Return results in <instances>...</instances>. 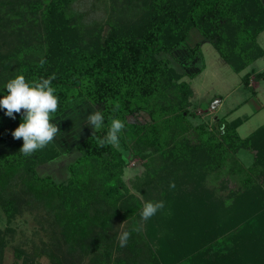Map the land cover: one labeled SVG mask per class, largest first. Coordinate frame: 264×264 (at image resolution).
<instances>
[{"label":"trees","instance_id":"trees-1","mask_svg":"<svg viewBox=\"0 0 264 264\" xmlns=\"http://www.w3.org/2000/svg\"><path fill=\"white\" fill-rule=\"evenodd\" d=\"M76 2L0 0V99L7 94V82L19 74L30 82L55 74L52 86L59 97L56 117L79 104L86 112L83 119L91 114L84 108H90L92 113L100 110L104 115L100 131L94 133L91 128L72 146L80 153L67 164L69 175L63 182L38 173L37 166L72 147L61 149L55 140L30 156L23 155L19 152L23 139L12 135L23 114L17 113L13 119L0 108V145L11 146L10 150L0 151V211L7 222L24 211L32 213L38 225L36 231L43 234L38 245L31 243L29 253L16 249L18 257L24 256L22 264H35L42 255L51 264H80L86 255L89 264H174L177 261L174 248L167 247L169 253H157L141 230L132 231L139 225L135 217L137 208L130 202L134 197L123 187L122 176L128 162L117 148L100 147L97 137L106 135L111 118L125 122L120 144L132 157H141L147 166L148 192L141 186L145 203L165 202L156 215L163 214L169 229L178 231L180 235L176 236L184 241L182 248L189 249L191 243L186 241L192 233L198 235L200 229L204 230V223L199 227L197 224L205 210L214 209V217L228 215L216 204L205 205L202 199H210L213 190L206 186L204 176L215 171L228 175L239 172L242 168L230 150L234 153L240 147L253 146L257 138L264 136V123L245 137L238 134L237 127L246 116L220 121V139L212 137L208 130L201 132L199 145L204 160L198 163L197 173L190 179L197 180L193 185L202 191L200 197L183 192L189 186L184 171L192 158L188 153L192 156L193 152L188 151V143L182 137L190 125L187 109L192 95L190 83L183 77L192 75L174 67L177 62L173 51L183 47L195 30L201 39L189 46L188 57L196 58L201 43L208 40L235 71H241L264 55L257 42L258 34L264 30V0H133L138 4L134 7L138 8L134 23L119 29L109 23L110 31L101 40L80 24L82 13L75 9ZM145 2L147 5H142ZM41 60L45 61L43 65ZM251 79L264 80V68L253 76L246 72L241 77L249 89ZM116 104L120 108L114 112ZM142 113L149 119H136ZM179 144V157L168 162V149ZM194 144L190 145L198 147ZM257 154L261 156L257 165L264 174V152ZM231 157L235 161L233 170L226 166ZM251 172L243 173L242 182L248 193L242 206L249 222L256 219L255 226L261 225L264 232V195L258 186L251 187L254 180ZM173 181L175 188H170ZM191 199L197 201L195 205H188L187 200ZM199 203L202 205L196 209ZM193 214L195 218L190 216ZM231 214L237 215L234 211ZM116 218L127 220L121 232H131L123 248L119 246V234L111 233ZM165 234L166 231L160 232V237ZM4 240L0 234V264ZM259 254L253 251L249 257L253 261L247 260V264H264Z\"/></svg>","mask_w":264,"mask_h":264},{"label":"rangeland","instance_id":"rangeland-1","mask_svg":"<svg viewBox=\"0 0 264 264\" xmlns=\"http://www.w3.org/2000/svg\"><path fill=\"white\" fill-rule=\"evenodd\" d=\"M146 3L142 5H147ZM137 5L133 0H77L74 7L82 13L80 24L84 30L91 31V33L99 36L101 40L110 31L109 23L115 25V29L124 28L128 24L134 23L137 19L138 8L135 9ZM199 39L201 37L198 32L192 30L183 47L173 51V57L177 62L173 64L179 72L184 70L189 75H192L190 77L187 75L183 77L184 80L190 83L192 95L189 98L187 109L189 112L187 118L190 125L182 137L188 143L189 148L188 146L186 147L188 151L189 149L193 151L192 156H190L188 151L186 152V154L188 153V157L192 158L187 162L185 170L183 169L186 171L187 182H189V186H186L183 192L200 197L201 188L193 185L197 180L190 179L191 176L196 175L198 163L204 160L202 147L199 145L202 136L200 133L208 130L212 133V137L220 139L222 132L220 121L229 122L235 118L246 116V120L237 127L238 134L241 137H245L264 123V80L256 81L251 79V89L245 87L241 81V77L246 72H250L251 76H253L264 68V55L237 72L221 57L220 53L208 40H204L201 43L200 53L196 58L192 59L188 57L187 51L189 46L191 47ZM257 42L264 50V30L258 34ZM217 98L220 100L218 103H216ZM90 105L94 107L92 104ZM84 109L92 113L90 108ZM85 113V110H82V106L79 104L76 107L73 106L63 116L53 118V122L58 124L61 131V134L56 138L61 149L65 150L74 146L83 135L91 130L92 126L87 123L89 114L86 119H83L85 118ZM136 119L145 121L149 118L146 113H142ZM85 127V132L82 133L81 129ZM193 143L197 144L198 147L195 148L190 145ZM180 145H176L175 149H168V156H166L168 162L173 157H179L181 151L177 152V149ZM252 145L248 148L240 147L234 153L230 150V155L235 157V161L242 168L239 172L234 174L233 171L232 174L228 175L222 171H215L206 177L204 176L206 186L213 190V193H210L213 195L210 199H202L205 205H207L206 202L208 204L210 202L211 205L216 204L220 206L222 211H227L228 215L223 216L220 214L214 217V209L208 208L205 210L201 220L197 224L199 227L204 223V230L200 229L198 235L192 233L191 237H189L190 239L186 241V243H191L190 248L187 249L185 247L182 248L183 244L181 243H184V241H181V238L176 236L179 234L178 231L170 230L168 223L164 222L162 218L163 214L155 215L147 221L141 219V211L145 204L141 186L143 187V191L146 190L148 192L149 190L148 187H145V181L149 178L146 172L147 166L141 157H132L130 152L120 144L117 149L120 150L128 162L123 171V187L134 197L130 202L137 208L135 217L138 225L141 226L142 233L145 234L148 245L154 249L156 248L157 253H169L171 250L168 248H174L173 256L177 260H174V264H247L249 260L253 261L249 258L253 251L260 253L259 257L264 259V232L262 227L261 225L260 228L255 226L256 219L249 222V215L242 206L246 202L244 196H247L248 193L247 188H244L242 182V177H245L244 171L245 173L247 171L251 172L252 168L253 172L251 174L254 176L252 177L254 180L251 187L256 188L258 186L264 195V174H261V170L259 169L261 166L257 165L259 159H261V156L258 157L257 151L264 152V136L257 138L256 142ZM10 149L11 146L0 145V151ZM79 153L77 147H72L67 152L60 154L56 159L39 164L37 172L48 174L55 181L66 182L69 175L66 166ZM232 157L227 161L226 166L233 170L232 162L235 161L232 160ZM262 164L264 165V163ZM241 174L244 176H241ZM257 174L259 177H257ZM257 193H254V195ZM235 197L241 200H236ZM187 201V203H190L188 205H195L197 202L195 199ZM200 205L202 204L196 205V209ZM233 211L237 215L231 214ZM33 216L32 213L24 211L21 215L17 214L10 222H7L4 214L0 211V234L5 239L1 264H22L24 256L18 257L16 249L20 248L29 253L32 250L31 243L39 244V239L43 234L40 231H36L38 225ZM190 216L195 218L194 214ZM187 219L192 221V218L189 216ZM126 225L127 220L114 219L111 233L116 232L120 234L119 232ZM158 228H160V231L157 232ZM146 230L150 232L149 236L151 239L149 240L146 238V234L148 233ZM165 231L164 238L160 237V232L163 233ZM186 232L188 233L187 230ZM157 245L166 249L162 250ZM161 250L162 252H160ZM247 253L248 257H246ZM51 263V260L47 256L42 255L40 258H36L35 264ZM80 264H89V255L84 256ZM158 264L163 263L158 262Z\"/></svg>","mask_w":264,"mask_h":264},{"label":"clouds","instance_id":"clouds-1","mask_svg":"<svg viewBox=\"0 0 264 264\" xmlns=\"http://www.w3.org/2000/svg\"><path fill=\"white\" fill-rule=\"evenodd\" d=\"M40 63L43 65L45 61L41 60ZM53 79H55V74L52 77L30 82L23 74H19L7 82V94L0 99V108L6 110L7 116L15 119L17 113L23 114L22 122L12 135L15 139H23V145L19 152L25 156L44 149L47 145L55 142L61 134L58 124L53 122L59 108V97L56 95V89L52 86ZM119 108L120 105L116 104L113 111L116 112ZM87 123L95 130L94 133L100 131L104 127L102 111L96 110L91 113L87 117ZM125 127V122L120 118H111L106 135L97 137V144L100 147L118 148L121 133ZM169 187L175 188V182H171ZM164 207L163 200L146 202L141 211V219L149 220ZM140 230L141 226L132 229L136 232ZM130 236V231H122L118 236L119 246L126 247Z\"/></svg>","mask_w":264,"mask_h":264},{"label":"water","instance_id":"water-1","mask_svg":"<svg viewBox=\"0 0 264 264\" xmlns=\"http://www.w3.org/2000/svg\"><path fill=\"white\" fill-rule=\"evenodd\" d=\"M216 100H217L216 103H218L220 101L218 98ZM212 105H213V103H212Z\"/></svg>","mask_w":264,"mask_h":264}]
</instances>
